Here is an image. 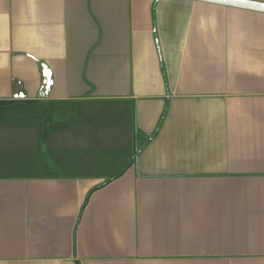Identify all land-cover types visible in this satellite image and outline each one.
Instances as JSON below:
<instances>
[{
	"label": "crops",
	"instance_id": "obj_1",
	"mask_svg": "<svg viewBox=\"0 0 264 264\" xmlns=\"http://www.w3.org/2000/svg\"><path fill=\"white\" fill-rule=\"evenodd\" d=\"M0 102V264H264V12L0 0Z\"/></svg>",
	"mask_w": 264,
	"mask_h": 264
},
{
	"label": "water",
	"instance_id": "obj_2",
	"mask_svg": "<svg viewBox=\"0 0 264 264\" xmlns=\"http://www.w3.org/2000/svg\"><path fill=\"white\" fill-rule=\"evenodd\" d=\"M264 12V2L255 0H198ZM17 97H25L24 94Z\"/></svg>",
	"mask_w": 264,
	"mask_h": 264
},
{
	"label": "trees",
	"instance_id": "obj_3",
	"mask_svg": "<svg viewBox=\"0 0 264 264\" xmlns=\"http://www.w3.org/2000/svg\"><path fill=\"white\" fill-rule=\"evenodd\" d=\"M6 104L4 102H0V107L5 106ZM109 181V180H108ZM100 187V186H98Z\"/></svg>",
	"mask_w": 264,
	"mask_h": 264
},
{
	"label": "rangeland",
	"instance_id": "obj_4",
	"mask_svg": "<svg viewBox=\"0 0 264 264\" xmlns=\"http://www.w3.org/2000/svg\"><path fill=\"white\" fill-rule=\"evenodd\" d=\"M11 116H12V115H11ZM12 142L14 143L15 140L13 139ZM24 168H25L26 170H28L27 167H24ZM11 170H12V169H11ZM12 171H15V170L13 169Z\"/></svg>",
	"mask_w": 264,
	"mask_h": 264
},
{
	"label": "built area",
	"instance_id": "obj_5",
	"mask_svg": "<svg viewBox=\"0 0 264 264\" xmlns=\"http://www.w3.org/2000/svg\"><path fill=\"white\" fill-rule=\"evenodd\" d=\"M20 83V82H19Z\"/></svg>",
	"mask_w": 264,
	"mask_h": 264
}]
</instances>
